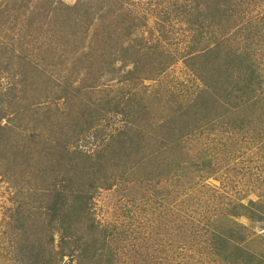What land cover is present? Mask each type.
<instances>
[{"label":"trees","instance_id":"trees-1","mask_svg":"<svg viewBox=\"0 0 264 264\" xmlns=\"http://www.w3.org/2000/svg\"><path fill=\"white\" fill-rule=\"evenodd\" d=\"M3 1L0 14L6 12L7 1L17 5H14V10L21 11L10 21L14 32L19 33L23 29L22 33L31 35V38L45 39L40 44L46 45V50H38L37 53L39 58H45L46 63L55 61L52 52L54 54L61 50L66 53L62 59H66L72 55L71 52H77L82 42L89 43V39L91 50H99V37L108 49L104 48L98 56L108 58L106 63L109 66L120 61L121 55L127 56L123 54L125 51H132L134 55L139 52L134 49L136 42L121 48L123 38L131 34L130 24L135 18L122 5L132 0H110V5H106V0H78L72 5L60 0H36L38 4L34 2V12L32 10L28 16L24 14L25 9L34 0ZM187 1L200 18L191 19L186 5L183 7L184 16L191 24L200 23L196 24L197 29H200L198 37L206 41L202 51L189 54L184 60L204 83L199 96L202 100L188 101L181 113L166 119L164 123H160L152 115L153 109L141 104L131 92L110 96L107 100L101 97L104 104L88 102V98L71 103L73 97L83 94L81 89L85 92V88L90 89L96 84L91 82L80 88L75 87V93L69 81L66 84L70 88L64 92L66 110L58 115L61 119L49 108H46L44 118L51 128L50 133L58 129L70 132L63 137L49 134V138L43 139L38 130L27 131L31 123L40 129L35 114L41 101L38 94L33 93L38 77L25 71L36 66L33 64L35 59L29 54L21 55L24 64L21 70L12 69L13 63L3 68L0 66V75L5 74L12 81L9 89L3 88L0 83V179L11 191V206L7 208L6 217L14 239L16 264H116L117 252L126 245L119 242L111 245L108 237L110 232L105 229L99 235V225L93 217L91 206L95 193L99 189H109L112 185L106 175L116 171L115 176H121L127 168L125 161L133 160L140 169L142 167L138 175L155 181L154 185L164 178L172 187H180L182 181L190 182L196 171H203L212 164L205 160V155L192 160L182 154L184 148H181L180 143L186 139L185 135H193L204 125L219 118L224 119V116L227 118L240 109L249 115L242 117L239 128L243 131L256 129L248 124L256 109L264 116L261 112L264 107V67L261 66L264 62V16L254 13L255 16L250 17L246 16V12L251 15L256 4L264 0ZM76 41L78 43L74 47ZM40 44L38 48L41 49ZM91 50L77 58H85ZM132 54L121 65L127 66V61L131 59L136 63L135 70L139 71L141 62L136 59L137 54L135 57ZM89 61L87 59L86 64ZM110 70L107 67L99 72V76H104ZM25 99L28 101L23 102L20 108L18 101ZM136 101L138 104H135ZM176 103H172L171 107L180 105ZM255 103L260 105L254 106ZM22 109L33 117L23 121L21 113L25 111L21 112ZM118 115L121 126L108 137L103 131L93 139L84 136L87 130L91 131L107 116ZM257 119L259 126L264 125L261 117ZM3 120L6 122L1 124ZM59 121L61 123L56 124ZM230 122L234 123L235 120ZM19 127L20 130H16ZM95 140H99V146L92 149ZM152 143L154 149L147 151L146 144L152 146ZM144 163L148 164L146 172L149 174L143 171ZM108 169L111 171L105 175ZM155 172L156 176L152 174ZM170 197H165L168 199V209L175 213L168 224V235L178 237L180 233L196 237V222L193 223L194 219L182 211L186 203L178 206L173 196ZM184 199L189 202L190 197L185 195ZM234 206L237 207L230 209L236 211L235 216L245 215L240 210L244 209L243 204ZM245 217L264 220L263 213ZM242 233L231 229L226 236H221L213 232L210 240L212 251L223 254L227 262H237L244 249L235 243L240 244L245 240ZM151 241L148 247L158 246L161 251H166L162 247V238H153ZM229 243L234 245L227 252L224 246ZM117 247L120 248L117 250Z\"/></svg>","mask_w":264,"mask_h":264},{"label":"rangeland","instance_id":"rangeland-1","mask_svg":"<svg viewBox=\"0 0 264 264\" xmlns=\"http://www.w3.org/2000/svg\"><path fill=\"white\" fill-rule=\"evenodd\" d=\"M60 1L72 5L78 0ZM0 2L2 9L4 1ZM34 2L38 4L36 0L32 1L27 10L25 9L26 16L30 15L32 10L34 12ZM106 2V5L112 3L110 0ZM14 5L7 1L6 12L0 14V66L3 68L4 65L13 63L12 69L21 70L24 67L21 55L29 54L35 59L33 64L36 66L25 71L38 77L33 93L38 94L41 101L38 113L35 114L41 130L35 128V123H31L27 131L38 130L43 139L49 138L50 135L63 137L70 132L58 129L50 133L51 128L44 118L46 108H49L61 119L58 115L66 110L64 92L70 88L66 84L69 81L70 86L74 87L72 92L75 93V87L80 88L91 82L96 84L90 89L85 88V92L81 89V94L85 93V96L82 94L73 97L71 103L88 98V102L104 104L101 97H106L107 100L110 96L117 97L118 94L131 92L141 104L153 109L152 115L154 114L160 123L181 113L188 101L190 103L194 99L202 100L199 96L204 83L189 69L184 60L187 55L202 51L206 41L198 37L200 29H197L196 24L200 23L191 24L184 16L183 7L186 5L191 19L200 18L197 11L190 8L191 4L187 0H132L122 5L125 10L128 8L135 18L130 24L131 34L123 38L121 48L136 42L134 49L139 52L135 55L137 54L136 59L141 62L139 71L135 70L136 63L131 59L127 61V66L121 65L123 60L125 62L128 59L129 54L134 55L132 51L123 52L127 56L121 55L120 61H115L113 66H109L106 63L108 58L98 56L104 48L108 49L106 43L102 44L100 37L99 50H91L89 39V43L82 42L77 52H71L72 55L66 59H62L66 57V53L61 50L54 54L52 52V59L55 61L46 63L45 58H39L37 53L38 50H46V45L40 44L45 39L34 36L31 38V35L22 33L23 29L18 33L11 27V19L21 12L19 9L14 10ZM256 6L255 11H251V15L246 12V16L253 17L254 13L264 16V2ZM257 25L260 27V23ZM94 27L95 25L92 26ZM77 43L78 41L74 43V47ZM39 44L41 49L38 48ZM88 50L91 51L85 58H77ZM87 59L90 61L86 64ZM261 66L264 67V62ZM107 67L111 70L104 76H99V72ZM262 72L264 74V69ZM262 82L264 83V76ZM0 83L6 89L12 85L11 79L5 74L0 75ZM262 91L264 93V88ZM27 101H18L17 104H20L21 108L22 103ZM138 101L135 104H138ZM176 101V105H180L171 107ZM23 111L25 110L22 109L21 112ZM259 112L260 110H255L252 121L248 124L256 128L253 130L243 131L239 128L242 117L249 115L240 109L227 118L224 116V119L219 118L204 125L193 135H185L186 139L180 143L181 148H184L182 154L192 160H197L199 155H205V160L212 164L203 171H196L190 182L182 181L180 187H172L164 178L161 181L153 179L160 182L154 185L155 181L138 175L142 172V167L140 169L133 160L125 161L127 168L121 176L116 177V171L112 175H106L111 171L108 169L105 175L112 185L109 189H99L91 201V206L93 217L99 225V235L105 229L110 232L108 237L111 245L117 242L126 245V248L117 252L116 264H264V220H250L245 217L254 213L264 214V125L259 126V118L257 119L261 117V122L264 123V116ZM261 112L264 114V107ZM21 117L24 121L33 115L25 111L21 113ZM230 120L235 122L231 123ZM12 121L14 122V117ZM5 122L6 120H3L1 124ZM60 123L61 121L56 124ZM98 123L91 131L87 130L84 136L93 139L103 131L108 137L121 126L119 115L107 116L106 120ZM16 130H20V127ZM98 144L99 140H95L92 149L98 147ZM146 149H154V144H146ZM143 167L146 172L148 164L144 163ZM152 174L157 175L156 172ZM10 192L7 184L0 179V264H16L14 239L6 217L7 208L11 206ZM169 195L173 196L178 206L186 203L187 206L182 211L194 219L193 223L196 222V237L180 233L178 237L168 235V224L175 213L174 210L168 209V199L171 198ZM185 195L190 197L189 202L184 199ZM238 204H243L244 209L240 210L245 215L235 216L236 211L230 209H235L237 206L234 205ZM231 229L234 232H243L242 235L245 236L242 243H235L244 249H241L242 254L235 263L225 261L223 254L214 253L210 245L213 232L226 236ZM157 237L162 238V247L166 251H161L158 246L148 247L151 239ZM233 245L234 243H229L224 249L229 252ZM119 248L117 247V250Z\"/></svg>","mask_w":264,"mask_h":264}]
</instances>
